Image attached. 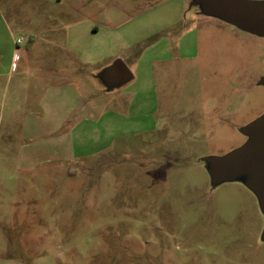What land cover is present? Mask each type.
Listing matches in <instances>:
<instances>
[{"label":"rangeland","instance_id":"374dc122","mask_svg":"<svg viewBox=\"0 0 264 264\" xmlns=\"http://www.w3.org/2000/svg\"><path fill=\"white\" fill-rule=\"evenodd\" d=\"M217 6L0 2V264H264L258 167L219 166L264 114V34Z\"/></svg>","mask_w":264,"mask_h":264},{"label":"water","instance_id":"95a60500","mask_svg":"<svg viewBox=\"0 0 264 264\" xmlns=\"http://www.w3.org/2000/svg\"><path fill=\"white\" fill-rule=\"evenodd\" d=\"M217 11L234 23L255 33L264 34V4L244 5L234 0H218ZM102 77L108 86L123 83L132 77L126 64L115 60L104 69ZM249 139L236 151L219 161L222 170L235 171L247 165L258 167V188L264 202V114L248 128Z\"/></svg>","mask_w":264,"mask_h":264},{"label":"crops","instance_id":"0c3cea01","mask_svg":"<svg viewBox=\"0 0 264 264\" xmlns=\"http://www.w3.org/2000/svg\"><path fill=\"white\" fill-rule=\"evenodd\" d=\"M1 1L2 0H0V2ZM11 12H14V7L11 9ZM11 34L12 28L10 27L8 21V15H6L4 10L0 7V58H3L7 53L8 40L11 39ZM14 66L15 64H12L11 62L6 64V66H3L0 62V79L5 78L6 75L12 72H15L16 68Z\"/></svg>","mask_w":264,"mask_h":264},{"label":"built area","instance_id":"2783aa9c","mask_svg":"<svg viewBox=\"0 0 264 264\" xmlns=\"http://www.w3.org/2000/svg\"><path fill=\"white\" fill-rule=\"evenodd\" d=\"M22 40H18L17 42L19 43V42H21Z\"/></svg>","mask_w":264,"mask_h":264}]
</instances>
